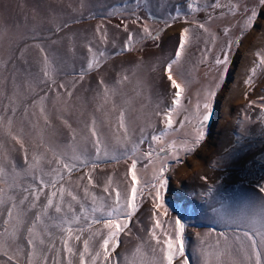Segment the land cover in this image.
<instances>
[{"label": "rangeland", "instance_id": "obj_1", "mask_svg": "<svg viewBox=\"0 0 264 264\" xmlns=\"http://www.w3.org/2000/svg\"><path fill=\"white\" fill-rule=\"evenodd\" d=\"M220 2L224 7L213 9L211 5L215 0H140L139 6L136 0H0V115L5 114L3 109L6 105L16 107L14 130L22 135L29 158L34 153L44 157L45 171L56 167L53 153L49 150L50 145L69 155L74 151L79 154L80 149L86 146L89 159L95 158L91 143L85 145L82 140L83 137H90L86 125H90L95 118L98 129L114 151H110L108 157L102 155L95 169L90 165L79 166L70 176L65 173L63 183L83 199L85 186L98 197L106 196L103 186L111 177L112 187L118 188L122 196L127 194L131 181L128 175L130 161L111 159L112 155H119L123 150L115 139L121 134L117 131L119 112H126L130 128L135 129L129 148L139 138L141 127H145L149 133L163 130L162 118L155 115L157 106L159 110L171 107L176 91L167 79L165 67L175 57L181 30L188 27L191 39L179 64L174 66V78L180 82L175 73H182L184 79L189 81V86L182 92L181 106L172 117L178 131H170L167 139L179 140L184 138L185 133L193 131L195 120L191 124L185 122L183 129H179V122L194 111L198 94L214 86L221 78L222 68L218 71L214 61L217 55L222 58L221 50L226 48L229 39L235 40L240 36V30L247 19L243 12L235 15L229 13L227 5L239 3L242 7H256V0ZM177 7L183 13L182 17L166 27L159 34V40L144 36L142 24L147 23L150 30L157 33L161 24L155 20H171L169 13L174 15ZM257 11L258 16L253 26L246 30L242 42L239 45L233 44L228 71L223 74V83L212 100L211 114L205 126V139L194 154H181L182 162L169 160L170 167L164 174L167 185L161 189L160 195L169 213L163 215V208L157 209L158 218L162 222V229L175 217L182 218L186 224L185 250L191 264H203L204 258L198 254V249L204 247L211 251L217 238L216 233L224 230L220 216L213 209L220 210L224 215L236 211L239 206L254 198L257 195L256 186L264 183V124L259 121L262 113L260 105L264 104V67H256L259 63L256 53L264 54V22L257 26L253 48L250 49L248 44L249 50L243 60L237 57L247 35L262 15L264 17V8H257ZM149 14L156 19H149ZM136 16L142 19L132 23ZM197 21L204 23L208 32L200 29ZM125 24L128 31L124 30ZM98 27L101 30L99 34L96 32ZM225 27L229 28L227 36ZM103 33L107 34L106 39H103ZM129 33L133 35V50L125 51ZM36 44H41L54 61L56 86L51 90L49 86L30 83L42 67V54L35 47ZM89 45L99 63L92 70L85 71L81 80L79 74L82 69H87L91 56ZM232 66L238 67L234 74ZM253 67H256V75L250 89L244 82ZM124 74L128 75L129 80L117 84V80ZM101 79L109 88L116 89V94L109 96L106 102L102 96L97 95L101 91L98 88ZM61 83L72 93L71 96L67 95L65 89H60L57 94L56 88ZM45 93L47 98L43 104L48 116L47 124L39 114L40 97ZM10 99L14 100L11 105ZM249 101L255 103L249 107ZM149 143L150 140L146 141L140 150L147 151ZM0 144L4 145L0 149L2 155L14 142L0 131ZM14 147V151H8V156L20 170L25 167L24 154L18 144ZM225 149H230L231 154L225 153ZM225 156L228 158L222 159ZM48 160L53 162L49 164ZM146 163L147 160L141 158L137 171L141 179L150 180L152 166L144 171ZM185 166L191 170L181 176L179 171ZM86 173L91 174L95 187L87 184ZM202 176L208 178L207 182L201 179ZM20 182L26 185L31 181L22 179ZM210 188L214 191L209 192ZM69 199L66 197V200ZM45 202V197L41 196L39 205ZM84 202L86 207H90L91 198ZM108 202L111 203V198ZM137 203L138 211L128 222V229L120 234V246L113 254L119 255L120 264H126V255L131 260L132 253L141 243L149 242L145 244L144 251H149L155 243L149 237V230L154 224L152 199L145 192L142 198H137ZM75 208L79 212V204ZM33 218L34 211L28 214L29 224ZM81 226L87 227L83 221ZM97 229H102V225H92V231ZM162 229H157V235L161 238ZM51 231L57 237L59 248L61 234L54 227ZM88 234L85 231L83 238ZM99 239L96 238L97 245ZM201 240L205 241L204 245H201ZM72 243L78 250L82 249V240ZM5 259L0 257V264H5ZM73 260L74 264H79L78 258L74 257Z\"/></svg>", "mask_w": 264, "mask_h": 264}, {"label": "snow or ice", "instance_id": "obj_2", "mask_svg": "<svg viewBox=\"0 0 264 264\" xmlns=\"http://www.w3.org/2000/svg\"><path fill=\"white\" fill-rule=\"evenodd\" d=\"M136 2L139 6L140 0H136ZM191 7L192 5L189 4V8ZM211 7L215 9L224 7V5L221 4L220 0H215ZM257 8H264V0H256V7L252 8H248L246 5L242 7L239 3L227 5L229 13L235 15L237 12H243L247 15V19L240 30V36L235 40L229 39L226 48L221 50L222 58L217 55L214 61L218 71L222 68L221 78L214 86L206 88L202 94H198L194 111L185 115L184 119L179 122V129H183L185 122L191 124L195 120L196 124L192 132L185 133L184 138L179 140L167 139L170 131H178L174 126L175 121L172 117L173 113L181 106L182 92L189 86V81L184 79L182 73L178 71L175 73L179 76L180 82L174 78V66L179 64L181 55L191 39V30L188 27L181 30L175 57L165 67L167 79L170 81L172 89L176 91L171 107L159 110V106H157L158 110L155 115L162 118L163 130L149 133L145 127H141L139 138L132 142V146L129 148L128 144L131 137L135 135V129L130 128L126 112L124 110L119 112L117 131L121 134L115 139L117 145L121 146L123 150L119 155H112L111 159L130 161L128 164V175L131 177L130 188L127 194L123 196L118 188L112 187L111 177H108L103 186V192L107 195L99 197L94 192L90 193L89 187L85 186L82 199L63 183L65 173L70 176L79 166L88 167L90 165L92 169H95L102 155L108 157L109 152L114 151L98 129L95 118L92 119L90 125H86L90 137L82 138L85 145L91 143L95 151V158L89 159L86 146L80 149L79 154L74 151L69 155L56 146L50 145L49 150L53 153L56 167L52 168L51 171H45L43 167L44 157L34 153L29 158L22 135L14 130L16 107L9 105L4 107L5 114L0 115V131H3L14 142V145H19L24 154L25 164L23 169L18 170L15 161L9 158L8 151H14V145L10 149L4 150L3 154L0 155V218H2L0 220V257L6 258L5 264H21V260H23V264H74V257L78 258L79 264H120L119 255L114 256L113 254L120 246V234L128 229V222L138 211L137 198H142L145 192L152 199L154 224L149 230V237L150 241L155 243L150 246L149 251H144L145 244L149 242L138 245L132 253L131 260L127 255L124 257L126 264H137V259L139 264H175L177 260H179V264H191L185 250L186 224L182 222V218L177 216L174 220L168 221L167 227L163 229L162 222L158 218L157 209L163 208V215L169 213V209L165 206L160 195L161 189L167 185L164 174L170 167L169 160H175L177 163L182 162L181 154L184 156L194 154L205 139V126L211 114L212 100L223 83V74L228 71L233 44L239 45L246 34V30L253 26V22L258 16ZM182 15L179 7L176 8L174 15L169 13L173 22L181 18ZM141 19V17L136 16L132 23H138ZM149 19L155 20L156 18L149 14ZM163 22L165 27L171 26L168 20ZM187 22L185 18V23ZM196 24L204 32H208L204 23L197 21ZM141 29L144 36L150 37L154 41L160 39L159 31H163L159 30L157 33H153L147 23L142 24ZM124 30L128 31L127 24L124 25ZM57 31L60 29L57 28ZM100 31L98 27L96 32L99 34ZM224 32L227 36L229 28L225 27ZM106 35L103 33V39H106ZM132 39L133 35L129 33L125 51L133 50L131 48ZM35 47L42 54V67L30 83H35L36 86H49L51 90L53 86H56L54 61L48 56L46 49L41 44H36ZM88 52L91 56L87 63V69H82L79 74L81 80H83L85 71L92 70L94 65L99 63L90 45ZM22 55L23 52H21ZM100 55L102 56L103 53ZM256 55L259 57V63L256 67H264V54L257 52ZM256 67L251 69V74L244 82L250 89L254 84L253 77L256 75ZM128 80V75H121L117 84H122ZM98 88L101 91L97 95L102 96L105 102L109 96L116 94V89L109 88L103 79L98 81ZM60 89H65L63 83L56 88L58 95ZM65 91L67 90L65 89ZM67 95L71 96L72 93L67 91ZM247 95L245 93L246 97ZM46 98L47 93L40 97L39 114L47 124L48 116L43 104ZM13 103L14 100L10 99L9 104ZM254 103V101H249V107ZM260 107L262 113L259 121L264 124V104ZM184 110L188 111V109ZM27 115V109H25V116ZM32 115L36 114L33 113ZM149 127L152 126L149 125ZM75 139V132H73V141ZM149 140L151 143L148 144V150L141 151L140 146ZM3 148L4 145L0 144V149ZM225 153L231 154V150L225 149ZM141 158L147 160V163L144 164V171L150 165L152 166L153 174L150 180H143L138 174L137 165ZM227 158L228 156H225L222 159ZM52 162V160L47 161L49 164ZM86 176L87 184L95 187L91 174L86 173ZM22 179H28L31 182L25 185L20 182ZM201 179L207 182L208 178L202 176ZM46 189L48 190L47 193H45ZM256 189L257 195L254 198L230 214L224 215L220 210L213 209L220 216L224 230L216 233L217 238L215 244L211 246V251L204 247L198 249V254L204 258L203 264H264V183L258 184ZM213 191V188L209 189V192ZM41 196H44L46 201L43 205H39ZM66 197L70 199L66 200ZM89 197L91 198V205L86 207L84 201ZM110 198L111 203L108 202ZM76 204H79V212L76 211ZM33 211L34 218L29 224L27 217ZM82 221L87 226L86 228L81 226ZM94 224L102 225V229L92 231ZM26 225L28 226L25 227ZM53 227L58 229L61 234L59 236V248L56 244L57 237L51 231ZM157 229H162L163 238L157 235ZM85 231H88L89 234L83 238ZM212 231L214 232L215 229ZM197 235L199 236V234ZM97 237L100 238L98 245L96 243ZM81 240L82 249L78 250L72 242H80ZM204 244L205 241L201 240V245Z\"/></svg>", "mask_w": 264, "mask_h": 264}, {"label": "bare ground", "instance_id": "obj_3", "mask_svg": "<svg viewBox=\"0 0 264 264\" xmlns=\"http://www.w3.org/2000/svg\"><path fill=\"white\" fill-rule=\"evenodd\" d=\"M264 22V17L262 15V17L259 19L257 25L251 30V32L247 35V38L245 40V42L243 43V45L241 46L240 50H239V55L237 57H241L243 60L244 55L246 54V52L249 50L247 49L250 46V49L253 48L254 46V42H253V38L255 37V35L257 34L258 30H257V26L259 25V23H263ZM254 43V44H253ZM250 44V45H248ZM252 44V45H251ZM248 45V47H247ZM254 59V58H253ZM238 68V67H237ZM236 66H232L231 67V71H233V74L236 73L237 70ZM238 75V74H237ZM230 89V87H228ZM229 91V90H228ZM228 93V92H227ZM226 94V93H225ZM220 125L217 127L219 128ZM203 152V151H202ZM194 164V163H193ZM197 166V165H195ZM186 169V170H185ZM191 170V168H188L187 166H185V168L182 171H179V174L181 176H184L186 174L189 173V171ZM209 172V171H208ZM179 179H181V177H179Z\"/></svg>", "mask_w": 264, "mask_h": 264}, {"label": "trees", "instance_id": "obj_4", "mask_svg": "<svg viewBox=\"0 0 264 264\" xmlns=\"http://www.w3.org/2000/svg\"><path fill=\"white\" fill-rule=\"evenodd\" d=\"M155 21H157L158 23L161 24L159 30H164V29L166 28V27H165V24H164V22H163V20H155ZM168 21H169L170 24L173 23V21H171V20H168ZM159 30H158V31H159ZM158 31H157V32H158ZM161 32H162V31H159V34H160Z\"/></svg>", "mask_w": 264, "mask_h": 264}, {"label": "crops", "instance_id": "obj_5", "mask_svg": "<svg viewBox=\"0 0 264 264\" xmlns=\"http://www.w3.org/2000/svg\"><path fill=\"white\" fill-rule=\"evenodd\" d=\"M178 263H179V260H178V262L177 261L175 262V264H178Z\"/></svg>", "mask_w": 264, "mask_h": 264}]
</instances>
